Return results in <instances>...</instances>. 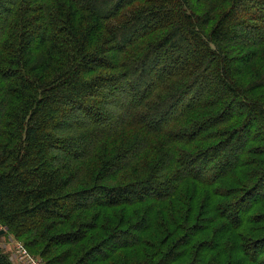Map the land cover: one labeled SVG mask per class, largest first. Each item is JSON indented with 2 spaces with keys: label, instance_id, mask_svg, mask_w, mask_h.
<instances>
[{
  "label": "trees",
  "instance_id": "trees-1",
  "mask_svg": "<svg viewBox=\"0 0 264 264\" xmlns=\"http://www.w3.org/2000/svg\"><path fill=\"white\" fill-rule=\"evenodd\" d=\"M262 223L264 0H0V224L28 249L264 264Z\"/></svg>",
  "mask_w": 264,
  "mask_h": 264
},
{
  "label": "rangeland",
  "instance_id": "rangeland-1",
  "mask_svg": "<svg viewBox=\"0 0 264 264\" xmlns=\"http://www.w3.org/2000/svg\"><path fill=\"white\" fill-rule=\"evenodd\" d=\"M250 158L255 159V157L250 156ZM256 166H249L248 169H253ZM221 182L213 187H208V190H205L203 194L199 195L198 199L192 197V194H185L184 197L188 200L195 199L196 205H199L198 202H209L210 200L216 198L215 193L212 191L214 187H221ZM228 187H232L229 182H227ZM225 185V184H224ZM227 188V187H224ZM198 201V202H197ZM125 212V211H124ZM121 210H117L115 213V217H117L116 221L114 220L115 227L123 226L124 222V213ZM139 214L136 215L137 219L143 214V207L141 210L138 211ZM93 212H86L81 214L80 216H76L74 222L80 223L79 218L85 220L90 219L93 216ZM111 216V215H110ZM109 217V214H106V219ZM164 219V218H163ZM125 223V222H124ZM249 226V225H248ZM250 227V226H249ZM253 230H257L253 233L247 234L246 232L243 235H262L264 233V223L256 224L250 227ZM68 227L57 228L53 234L60 233L61 231L65 232L68 231ZM98 233L90 235L85 241L80 242L75 245H66V246H51L46 247L47 245H38L33 248L27 247L23 238H19L12 233L8 227L0 224V250L1 252L6 255L13 264H86L88 261L91 260L90 256L86 254L87 250L91 248V246L95 245L98 241L102 239V236L97 235ZM148 239L151 241H155L159 236L156 235H147ZM235 241V240H234ZM147 248H140L136 250H130L127 252H122L113 258H110L105 263L101 264H135L136 261H139L144 258V252L147 251ZM25 251L27 253H25ZM85 255V256H84ZM83 258V261L82 259Z\"/></svg>",
  "mask_w": 264,
  "mask_h": 264
},
{
  "label": "built area",
  "instance_id": "built-area-1",
  "mask_svg": "<svg viewBox=\"0 0 264 264\" xmlns=\"http://www.w3.org/2000/svg\"><path fill=\"white\" fill-rule=\"evenodd\" d=\"M25 253H27V252L25 251Z\"/></svg>",
  "mask_w": 264,
  "mask_h": 264
}]
</instances>
